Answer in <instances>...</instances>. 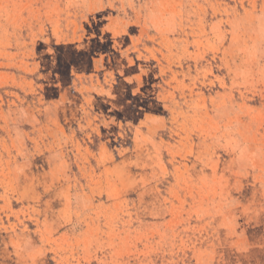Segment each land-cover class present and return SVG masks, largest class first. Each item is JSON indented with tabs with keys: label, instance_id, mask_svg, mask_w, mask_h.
I'll list each match as a JSON object with an SVG mask.
<instances>
[{
	"label": "rangeland",
	"instance_id": "rangeland-1",
	"mask_svg": "<svg viewBox=\"0 0 264 264\" xmlns=\"http://www.w3.org/2000/svg\"><path fill=\"white\" fill-rule=\"evenodd\" d=\"M0 264H264V0H0Z\"/></svg>",
	"mask_w": 264,
	"mask_h": 264
}]
</instances>
